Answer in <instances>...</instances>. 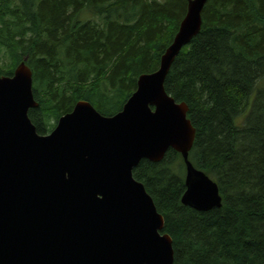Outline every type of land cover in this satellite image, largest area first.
Returning <instances> with one entry per match:
<instances>
[{"label": "trees", "instance_id": "obj_1", "mask_svg": "<svg viewBox=\"0 0 264 264\" xmlns=\"http://www.w3.org/2000/svg\"><path fill=\"white\" fill-rule=\"evenodd\" d=\"M188 4L0 0V76L27 59L39 103L29 117L39 134L80 100L114 115L139 77L159 69ZM165 89L188 104L196 129L189 159L217 181L223 203H182L187 165L173 148L133 169L164 216L174 264H264V0H208L201 31L174 60Z\"/></svg>", "mask_w": 264, "mask_h": 264}, {"label": "water", "instance_id": "obj_2", "mask_svg": "<svg viewBox=\"0 0 264 264\" xmlns=\"http://www.w3.org/2000/svg\"><path fill=\"white\" fill-rule=\"evenodd\" d=\"M207 1L189 0L159 69L139 77L114 115L80 100L39 134L29 117L39 103L27 59L0 76V264H174L164 216L133 174L142 159L160 161L170 148L187 165L182 203L222 206L217 181L189 159V106L165 89L174 60L201 31Z\"/></svg>", "mask_w": 264, "mask_h": 264}, {"label": "rangeland", "instance_id": "obj_3", "mask_svg": "<svg viewBox=\"0 0 264 264\" xmlns=\"http://www.w3.org/2000/svg\"><path fill=\"white\" fill-rule=\"evenodd\" d=\"M88 14H90V13H87V12L85 13V12H84V13L82 14L81 18H82L83 20L88 19V18L90 17V15H88ZM91 15H92V14H91Z\"/></svg>", "mask_w": 264, "mask_h": 264}]
</instances>
